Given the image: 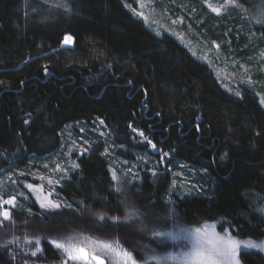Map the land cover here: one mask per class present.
I'll use <instances>...</instances> for the list:
<instances>
[{"label": "trees", "instance_id": "trees-1", "mask_svg": "<svg viewBox=\"0 0 264 264\" xmlns=\"http://www.w3.org/2000/svg\"><path fill=\"white\" fill-rule=\"evenodd\" d=\"M157 1L161 12L182 17L191 50L201 39L221 48L230 42V53L252 70L241 96L175 38L147 29L130 0H0V177L8 176L0 196L16 199L11 219L0 218V264L59 261L48 236L63 225L128 236L119 221L125 207L149 223L176 212L189 222L220 223L240 239H264V26L239 25L236 10L217 15L201 0ZM234 1L264 9V0ZM98 122L101 134L90 128ZM78 126L86 151L54 185L62 205L43 211L21 197V182L44 176L43 163L69 149ZM149 144L170 171L162 174L163 157L148 156ZM113 153L132 163L138 181L114 183ZM178 165L196 171L191 193L168 192ZM83 210L110 221L98 224ZM239 258L264 264L257 250Z\"/></svg>", "mask_w": 264, "mask_h": 264}, {"label": "rangeland", "instance_id": "rangeland-1", "mask_svg": "<svg viewBox=\"0 0 264 264\" xmlns=\"http://www.w3.org/2000/svg\"><path fill=\"white\" fill-rule=\"evenodd\" d=\"M45 2L48 0H44ZM160 1V0H159ZM204 6L207 8L208 11H211L217 15H224L225 13L233 10L239 12V20L236 22L240 25L241 21L244 23L247 19L251 21L252 25H262L264 26V16H260V11L254 12L251 9H244V7L239 6V4L234 0H201ZM49 3V2H48ZM129 3V2H128ZM157 0H130V9L132 10L133 14L143 23V25L151 30L155 35L160 36L162 34H167L175 38L178 42H180L183 46H185L192 56L195 58L198 57L200 60L204 61L207 65H209L212 70L214 71L215 75L217 76L218 80L222 83V85L226 88H232L231 91L236 94V96H241L242 91L246 88V84L251 79V71L249 70L248 66L243 64L241 60H237L234 58L233 54L230 53L231 44L228 43L226 51L224 48L216 43L212 42L211 44H207L205 40L201 41L200 49L198 50L194 43L193 50H191L187 45L184 44L185 37H183L184 33L182 34V27L183 19L181 16H173L169 13H164L159 10ZM60 6H62L60 4ZM62 8V7H60ZM213 8L220 9L219 12L212 11ZM187 21V20H186ZM188 22V21H187ZM249 23V22H248ZM191 24L188 23V26ZM178 26V28H175ZM257 33V30H254ZM186 33V32H185ZM184 41V42H183ZM189 42V41H188ZM187 43V42H185ZM64 47L71 46L70 44H65L63 41ZM258 62L260 63V69L264 74V48L260 51L258 55ZM260 60V61H259ZM230 90V89H229ZM232 93V94H233ZM263 99V98H262ZM262 104V100H259ZM264 101V99H263ZM93 125V124H92ZM90 128L96 131L98 134H101L102 124L100 122L94 123ZM81 130L78 132V137L74 139L71 137L72 142L70 143V147L67 151L60 153L59 155H54V157L50 156V159L43 163L44 167H46L45 175L37 174L34 175L37 181L30 182V181H22L21 185L25 188V195L21 196L25 200H33L39 207L43 209V211L53 212L56 211L62 204L61 202L56 199V195L54 194L53 188L58 180L63 176L62 174H67L70 170L75 169V159L77 156L81 155L86 151L85 145V138L82 136L84 133L83 128L81 126ZM146 138H141V141H145ZM87 143V142H86ZM75 144V145H74ZM149 151H151L152 155L148 156H155L154 154L158 153L160 156L158 158L163 157L161 152L157 150L153 145L149 144ZM142 163H147L148 156L139 155ZM166 156L163 157L162 166V174L166 171H170L172 169L171 166H164V159ZM110 175L114 181V183L119 185H128L132 182V180H139L137 179L136 171H134L132 163L129 162L128 159H124L113 153V156H110ZM165 167V168H164ZM19 175H24V172H20ZM8 179V176L2 174L0 177V183L5 182ZM13 179V178H12ZM51 181V182H49ZM197 183V176L196 171L188 168L187 166L178 165L176 171H172L170 175V181L168 184V192L173 193L174 191L178 194H188L193 191ZM28 185H32L33 187L30 189ZM124 189V188H122ZM21 186L19 191H21ZM169 196V195H168ZM39 197V198H38ZM15 197H9L6 200L12 199ZM2 197L0 196V210L7 209L11 205H2ZM16 201V199H15ZM41 201H51L52 204L59 205V207H42ZM20 203V202H19ZM13 206V205H12ZM16 206V204H15ZM19 206V205H18ZM131 207V206H130ZM125 217L124 219H120L119 221L121 224L123 223L124 227L126 228V232L128 236H124L120 234V238L117 234L110 233L107 234L101 231H85L82 227L77 226H59L56 229H53L52 235L48 236V243L52 244V240H63L65 238H74L77 241H80L83 246L89 251V253H94L99 255V257L104 261V264H123V258L114 255L112 252L102 249L99 245L95 244V241H107V242H118L119 246L122 249L127 250L132 254L133 259L136 261V264H157L156 261L150 259L153 255H167L168 253L173 254H180L188 250L189 241L187 239L181 240H166L164 244H159L157 242V238L153 236V230H163V231H174L180 232L181 229H194L196 227H203L204 225L213 226V230L220 235H224L225 233L232 236L233 239L238 241L244 242L249 241L251 239H240L233 236L228 228L221 227L220 223H216L213 221H205V222H189L185 219L181 218L176 212H171V214L165 215L162 219H156L153 223H149L144 216H141L136 210L131 209L129 210L125 207ZM83 210V213L88 215V217L98 219L97 222L100 224L101 222L108 220L109 218L100 219L98 213ZM130 213H134L131 217L129 216ZM3 220L2 217H0ZM123 227V228H124ZM79 228V229H78ZM91 232V233H90ZM90 238V239H89ZM255 243L264 242V239L260 240H251ZM53 245V244H52ZM54 246V245H53ZM55 247V246H54ZM56 248V247H55ZM59 250V261L52 262L51 264H64L67 260L66 254ZM250 251V250H257L258 249H249L245 248L243 244L238 251V259L239 254L241 251ZM264 255V251H260ZM67 264H86L85 261H68ZM90 264H97L96 261H90ZM160 264H179L178 261H160ZM240 264L242 262L240 261Z\"/></svg>", "mask_w": 264, "mask_h": 264}, {"label": "snow or ice", "instance_id": "snow-or-ice-1", "mask_svg": "<svg viewBox=\"0 0 264 264\" xmlns=\"http://www.w3.org/2000/svg\"><path fill=\"white\" fill-rule=\"evenodd\" d=\"M212 11L219 12L220 9L213 8ZM260 16H264V9L261 10ZM72 42L71 36H65L64 43L70 44ZM150 143V142H149ZM155 147V145H153ZM51 182V181H49ZM31 189L33 186L28 185ZM119 191V189H117ZM39 198V197H38ZM2 205L15 206V198L9 200H3ZM42 207H59V205L52 204L51 201H41ZM134 213H130L131 217ZM0 217L3 220H10L11 214L7 209L0 210ZM104 219L103 216L99 217ZM118 218H113L114 222ZM154 238H157L159 244H164L166 240H181L187 239L190 243L188 250L180 254L168 253L167 255H153L151 260L160 264V261H178L179 264H240L238 259V251L241 245L249 249H258L264 251V242L255 243L249 241H238L233 239L231 235L225 233L224 235L217 234L213 230V226L204 225L203 227H196L194 229H181L180 232L153 230ZM90 239V238H89ZM37 245L40 243L36 241ZM51 243L57 248L62 250L68 261H85L86 264H90V261H96L97 264H104V261L100 259L99 255L89 253V251L83 246L80 241L74 238H65L63 240H52ZM96 245H99L102 249L112 252L114 255L123 258V264H136L132 254L119 246L118 242L112 243L107 241H95ZM41 249L37 247L35 251L31 253L32 256H36Z\"/></svg>", "mask_w": 264, "mask_h": 264}, {"label": "water", "instance_id": "water-1", "mask_svg": "<svg viewBox=\"0 0 264 264\" xmlns=\"http://www.w3.org/2000/svg\"><path fill=\"white\" fill-rule=\"evenodd\" d=\"M101 259V258H100ZM102 260V259H101Z\"/></svg>", "mask_w": 264, "mask_h": 264}]
</instances>
